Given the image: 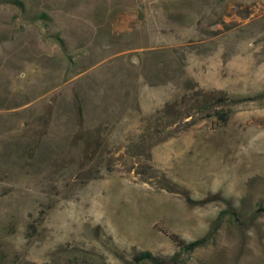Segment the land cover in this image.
Instances as JSON below:
<instances>
[{"label":"rangeland","instance_id":"obj_1","mask_svg":"<svg viewBox=\"0 0 264 264\" xmlns=\"http://www.w3.org/2000/svg\"><path fill=\"white\" fill-rule=\"evenodd\" d=\"M0 264H264V0H0Z\"/></svg>","mask_w":264,"mask_h":264},{"label":"trees","instance_id":"obj_2","mask_svg":"<svg viewBox=\"0 0 264 264\" xmlns=\"http://www.w3.org/2000/svg\"><path fill=\"white\" fill-rule=\"evenodd\" d=\"M201 244V242H199V241H196V242H192L190 245H189V248L190 249H195V248H197L199 245ZM151 257V255L149 254V253H143V254H141V257H140V259H148V258H150Z\"/></svg>","mask_w":264,"mask_h":264}]
</instances>
